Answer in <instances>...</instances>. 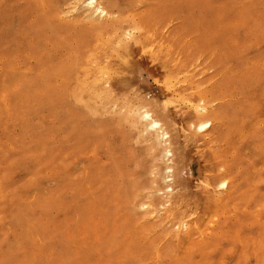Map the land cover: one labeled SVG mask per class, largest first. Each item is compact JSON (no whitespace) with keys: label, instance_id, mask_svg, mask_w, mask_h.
<instances>
[{"label":"rangeland","instance_id":"1","mask_svg":"<svg viewBox=\"0 0 264 264\" xmlns=\"http://www.w3.org/2000/svg\"><path fill=\"white\" fill-rule=\"evenodd\" d=\"M90 1L0 0V264H264V0Z\"/></svg>","mask_w":264,"mask_h":264},{"label":"bare ground","instance_id":"2","mask_svg":"<svg viewBox=\"0 0 264 264\" xmlns=\"http://www.w3.org/2000/svg\"><path fill=\"white\" fill-rule=\"evenodd\" d=\"M95 1H96V0H91L90 2H88V4H93ZM108 1H109V0H108ZM108 1H107V2H108ZM110 2H111V1H110ZM111 3H112V2H111ZM111 3H110V4H111ZM110 4H109V5H110ZM112 4H113V3H112ZM93 6H94V5H93ZM96 9H98V7H97ZM96 9H95V10H96ZM99 11H100L101 13H104V10H103V9H101V10L99 9ZM120 58H121V57H120ZM155 123H156V125H158L157 122H155ZM155 123H154V124H155ZM200 126H201V125H200ZM180 163H181V162H180ZM182 164H183V163H182ZM176 180H178V179H176ZM222 180H223V179H222ZM222 180H221V181H222ZM217 183H219V182L217 181ZM178 184H179V182H178ZM221 184H222L223 186H225L226 183H225V181H222ZM180 185H181V183H180ZM182 187H183V186H182ZM176 188H178V187H176ZM180 189H181V188H180ZM176 190H177V189H176Z\"/></svg>","mask_w":264,"mask_h":264}]
</instances>
